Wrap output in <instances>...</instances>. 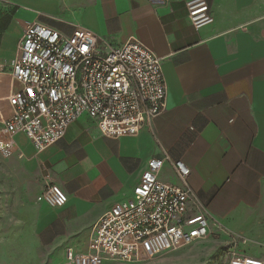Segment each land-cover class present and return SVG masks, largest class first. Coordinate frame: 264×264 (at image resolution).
I'll use <instances>...</instances> for the list:
<instances>
[{
  "label": "crops",
  "instance_id": "0c3cea01",
  "mask_svg": "<svg viewBox=\"0 0 264 264\" xmlns=\"http://www.w3.org/2000/svg\"><path fill=\"white\" fill-rule=\"evenodd\" d=\"M186 1L0 0L4 117L12 113L11 64L35 22L67 35L83 26L107 45L136 39L163 60L166 107L138 134L104 135L83 115L43 151L24 133L13 138V153L39 171L41 191L51 183L68 195L61 208L42 203L38 226L40 242L60 247L64 259L69 247L86 252L75 239L131 197L148 161L167 152L191 169L189 184L208 208L210 234L264 260V0H208L214 22L199 30ZM159 177L180 183L168 161Z\"/></svg>",
  "mask_w": 264,
  "mask_h": 264
},
{
  "label": "built area",
  "instance_id": "2783aa9c",
  "mask_svg": "<svg viewBox=\"0 0 264 264\" xmlns=\"http://www.w3.org/2000/svg\"><path fill=\"white\" fill-rule=\"evenodd\" d=\"M164 4L168 0H149ZM188 18L201 29L214 22L208 0H187ZM162 58L139 40L107 45L83 26L70 35L42 23L29 25L12 61V113L0 114V150L11 155L13 138L28 136L38 151L62 139L83 115L104 135H136L166 107L167 84ZM170 162L179 184L160 179ZM191 169L165 152L147 163L131 197L117 202L94 224L90 249L69 247L63 264L135 262L207 238L210 214L189 184ZM67 193L47 183L37 200L52 208L68 202ZM223 264H264L229 247Z\"/></svg>",
  "mask_w": 264,
  "mask_h": 264
},
{
  "label": "rangeland",
  "instance_id": "374dc122",
  "mask_svg": "<svg viewBox=\"0 0 264 264\" xmlns=\"http://www.w3.org/2000/svg\"><path fill=\"white\" fill-rule=\"evenodd\" d=\"M43 184L38 170L27 167L17 154L5 155L0 150V264H63L60 247L39 240L38 226L45 205L37 196ZM91 234L90 229L82 232L74 244L87 252ZM229 247L220 236L209 234L203 240L152 258L135 262L111 260L106 264H223Z\"/></svg>",
  "mask_w": 264,
  "mask_h": 264
}]
</instances>
